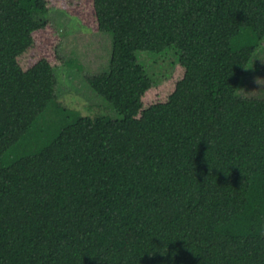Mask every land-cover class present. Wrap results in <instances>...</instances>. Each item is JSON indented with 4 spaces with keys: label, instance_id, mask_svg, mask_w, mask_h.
I'll return each instance as SVG.
<instances>
[{
    "label": "trees",
    "instance_id": "obj_1",
    "mask_svg": "<svg viewBox=\"0 0 264 264\" xmlns=\"http://www.w3.org/2000/svg\"><path fill=\"white\" fill-rule=\"evenodd\" d=\"M91 1L114 55L88 84L121 119L20 63L50 0H0V264H264V100L238 96L264 0ZM171 51L183 77L159 83L141 56Z\"/></svg>",
    "mask_w": 264,
    "mask_h": 264
},
{
    "label": "rangeland",
    "instance_id": "obj_2",
    "mask_svg": "<svg viewBox=\"0 0 264 264\" xmlns=\"http://www.w3.org/2000/svg\"><path fill=\"white\" fill-rule=\"evenodd\" d=\"M50 1L55 7L43 18L50 22L51 28L36 35V46L20 63L28 68L36 58L45 56L57 67L56 96L63 108L86 117L121 119L122 116L88 84V78L111 70L114 37L98 31L91 0ZM141 59L149 75L159 83L172 74L177 80L183 77L181 70L175 71L179 62L176 51L162 56L143 54ZM176 79L154 91L153 101L167 98L175 88ZM238 96L264 100V43L246 69ZM46 118L51 120L52 113Z\"/></svg>",
    "mask_w": 264,
    "mask_h": 264
}]
</instances>
